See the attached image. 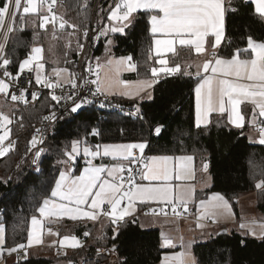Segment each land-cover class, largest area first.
Masks as SVG:
<instances>
[{"label": "trees", "instance_id": "obj_1", "mask_svg": "<svg viewBox=\"0 0 264 264\" xmlns=\"http://www.w3.org/2000/svg\"><path fill=\"white\" fill-rule=\"evenodd\" d=\"M112 1L100 0L98 16ZM2 3L3 0H0V6ZM227 7L237 10L226 13V38L218 52L222 57H231L236 49L246 48L249 36L264 41V20L255 13L253 4L244 0H230ZM61 9L65 20L79 26L76 29L78 43H82L83 30L88 29L92 22V7L88 0H62ZM15 28L5 51L12 61L8 68L13 75L17 74L19 63L30 53L36 32H46L39 28V19L35 23L29 19L23 25L17 19ZM68 28L71 27L66 26ZM109 38L105 36L102 39L96 55L103 51ZM112 41L111 55L131 56V62L137 64L136 70L125 74L124 78L135 79L150 74V69L154 67L151 59L153 36L146 14H138L127 35L114 34ZM77 51L78 47L68 51L71 60ZM196 61L197 55L192 50L179 47L170 56V62L181 65L182 71L189 74L159 75L150 99L128 100L139 105L140 112L136 117L118 114L103 116L92 108L62 114L48 129L44 153L36 172L29 170L31 131L55 105V101L48 94H43L29 103L17 102L10 112L12 122L9 125L10 138L15 139V145L0 157V225L5 228L4 247L10 250L27 242L31 219L38 215V207L44 198L50 196L62 170L59 161L65 159L64 152L70 151L72 142L81 139L94 148L103 143L146 141V156L192 155L197 166L204 162L208 164L212 178L211 186L197 193V200L211 192L221 193L238 214V196L256 190L255 184L264 179V144L252 143L246 128H236L229 123L225 114H213L209 124L199 128L196 126ZM9 100L6 97L3 102ZM157 126L162 128L159 135L154 132ZM93 129L99 134L93 135ZM257 193L258 208L264 217V191L258 190ZM63 223L71 225L70 231L79 236L96 228L92 224L70 220ZM114 232H118L115 239ZM103 233L106 243L96 239L95 243L115 245L121 258L120 264H158L165 251L160 230L143 228L136 218L126 219L116 227L107 224ZM193 251L199 264H264V239L244 234L235 228L223 227L206 241L196 242ZM85 255L87 253L81 251L80 256ZM11 257L6 264L54 263L51 258L33 254L25 260Z\"/></svg>", "mask_w": 264, "mask_h": 264}, {"label": "snow or ice", "instance_id": "obj_2", "mask_svg": "<svg viewBox=\"0 0 264 264\" xmlns=\"http://www.w3.org/2000/svg\"><path fill=\"white\" fill-rule=\"evenodd\" d=\"M245 3L254 5V11L259 17L264 20V0H244ZM57 0H3L0 6V29H6V33H11L16 30L15 25L17 19L23 25L32 19L35 23L39 19V28L47 29L49 24L52 25L53 34L57 31V23L59 29L64 30L66 26L76 30L78 25L70 24L63 16H57L54 11V5ZM229 0H115L113 4L108 5L107 20L110 23L105 25L100 30L99 35L107 36L109 32L127 35V30L132 28L137 20L138 14H146L150 24V32L154 37L155 52L158 56L165 52L176 53L177 44L182 48L194 49L195 53L205 56L202 68L204 73H211V76H201V72L197 71L196 75L201 76L202 83L196 89V126H201L202 116L207 120V115L212 112H218L223 115L228 113L229 123L236 128L245 126V117L241 112V104L250 102L254 107L252 111V122L255 123L257 117V109L259 117H264V42H255L251 36L247 39V47L236 49L230 59H225L217 55V49L222 43L224 34L225 14L228 11L235 12L237 9L226 7ZM86 6V5H85ZM22 10V11H21ZM103 11V9H101ZM8 21L6 25L5 21ZM23 30V29H20ZM83 37L86 40L88 37V29L83 30ZM159 37V38H156ZM96 38H99L97 36ZM214 38V39H213ZM7 40V35H4ZM112 42L109 41V44ZM84 44L78 43V54L83 52ZM5 44L0 43V69H3V77L0 78V94L10 96L13 102L29 103V95L32 101L38 99L36 92L28 93L27 88H17L19 94L11 91L17 87L20 76L25 71L35 72L34 80L37 85H42L48 88L62 86L59 77L68 71L67 69H52L56 76V80L42 79V70L44 64L39 61L42 59V48L33 47L28 57L19 63L18 71L15 76L7 69L12 63L5 54ZM211 57L209 59L208 57ZM132 57L121 58L117 62V66H123L125 62L128 64L129 70H135L136 65L131 63ZM109 65L113 61H107ZM158 63L161 67H152L150 69L153 77H159L160 74L176 75L189 74L182 71L179 64L169 67L167 59H159ZM34 64V67H33ZM86 71L91 72V67ZM70 77L74 78V73H69ZM7 78V79H5ZM8 79L14 80L15 84H9ZM87 82V81H86ZM158 82V80H157ZM28 85H32V80L27 81ZM68 83L73 88L77 85L69 79ZM96 85L93 95L100 94L101 84L99 78L90 81ZM111 84L105 87L111 88ZM202 89L204 90L202 95ZM124 93H122L123 95ZM75 92L69 93L67 100L72 101L70 108L71 113H78L85 104L91 103L88 98L77 99ZM63 96L51 95V100L56 104H60ZM55 107V105L53 106ZM55 112L49 116H45L44 120H54ZM0 121L11 123V117L0 111ZM162 128L157 126L154 129L156 135H159ZM37 133L41 129H36ZM93 135H98V131L93 129ZM7 136L0 135V156L7 154L11 149L12 144L8 147H3V141ZM37 143H43V140H38L35 136L31 141L33 147ZM260 144H264V128L260 129ZM83 144V147L81 145ZM147 147V142L127 143V144H104L97 145L93 149L89 147L86 141L74 140L71 145V150H65V159L59 161L65 165L66 170L61 171L59 178L55 182V186L50 192V196L44 198L41 206L37 211L40 216H67L72 220L87 219L97 220L102 212L108 216L113 224H118L123 221L126 216H134V205L137 201L144 203L147 201H158L161 204L171 206L173 213L180 215L177 212V207L182 209L183 213L188 212V204L193 199L194 189L185 187L182 183L184 177L185 166L179 165V170L173 165L169 166V162L173 160L191 161L193 158L188 157H171V156H154L147 158L143 157V152ZM134 150H139L137 155ZM43 149H38L35 153L33 163L37 162ZM81 153L87 158V166L83 168L79 175H72L75 171L74 164L76 158ZM110 158L115 163L111 165L93 163L96 159ZM124 162H127L125 164ZM72 165V167H69ZM140 165H143L141 168ZM208 164H203V171H208ZM127 173V175H125ZM142 181H148V184L138 182V178ZM259 191H264V179L255 184ZM126 206H124V202ZM107 205V208L103 206ZM204 209L202 216H198L197 220H202L208 215L218 217L227 213L234 216L231 212V205L225 197L219 193L214 194L208 202L199 201L198 211ZM163 212V208H161ZM167 216V213H164ZM135 223V219L132 221ZM213 223L217 220L213 219ZM33 231L29 232L28 244L31 246L34 242L41 243L39 236L34 237V231L41 227V221L33 216L31 219ZM197 227H203L202 223H197ZM240 228H245V224L241 223ZM4 229L0 227V246L5 243L3 236ZM49 234H53L51 228L48 229ZM249 232L255 235L253 229ZM88 232L84 233L87 237ZM118 232H114L115 239ZM264 239V233L261 234ZM69 243L73 248L82 247L83 245L75 236H65L60 242ZM180 245L183 251L173 255L171 258L166 257L162 264H169L171 259L172 264H197L195 257L191 256L187 250L188 246L180 238ZM162 247H176L173 239L164 236ZM25 250V244H19L15 248L10 249V252L17 250ZM112 251H115L113 245ZM100 252V249H97Z\"/></svg>", "mask_w": 264, "mask_h": 264}, {"label": "crops", "instance_id": "obj_3", "mask_svg": "<svg viewBox=\"0 0 264 264\" xmlns=\"http://www.w3.org/2000/svg\"><path fill=\"white\" fill-rule=\"evenodd\" d=\"M227 5L228 3H226L225 6L227 7ZM225 21H226V14H225ZM47 28L49 29L52 27L48 25ZM156 38H159V37H156ZM225 38H226V34H225V23H224V34L222 36V43L220 47L216 50L217 55L219 57H222L218 54V52L222 44L224 43ZM153 41H154V37H153ZM254 41L264 42V41H257V40H254ZM179 47L181 46L177 44L176 49H178ZM192 51L195 53L194 49H192ZM173 54L174 53L165 52L163 53V55L158 56L155 52V45L153 42L151 59L154 61V67H157V68L161 67V65L158 63V60L161 58L167 59L169 61L168 63L169 67L175 66L176 64L172 65L170 62V56ZM195 54L197 55V61L194 64L195 73H197V71H200L201 76H211L212 74L210 72L209 73L203 72L202 65L205 60V56L199 55L197 53ZM231 57H222V58L230 59ZM208 58L211 59L210 56ZM135 70H136V67H135ZM135 70H128V68H125L124 73L129 74V73L134 72ZM160 75H164V74H160ZM201 76L196 75L198 81L194 88L195 121L197 119L195 89L200 83H202ZM159 78L160 76L158 78L153 77L151 75V72L149 75L138 77L135 79H127V78H124V75H123L119 79L120 83H118L115 86H111V88L105 87L106 84H104L101 87L102 88L101 92H103L105 95L117 96V97H121L126 100H147L152 97L153 87ZM130 84H132L131 85L132 87H136V88L132 90L129 89ZM203 92L204 90L202 89V95H203ZM122 93L124 94L122 95ZM149 95H150V98H147L149 97ZM240 107H241V112L245 117L244 127L246 128L247 136L249 137L252 143H259L260 132L258 131V129L261 127L264 128V117H259L258 109H257L256 110L257 117L255 120V123H253L252 122V111H253L254 106L250 102H245V103H242ZM213 114H219V113L218 112L209 113L207 115V120H205L202 116L201 126L209 124L211 121V116ZM225 115L228 119L227 112L225 113ZM127 143L129 142H126L123 144H127ZM104 144H109V143H103L100 145L102 146ZM114 144H122V143H114ZM92 148L94 149V147ZM154 156H165V155H160V154L148 155L145 158V162H147V158L154 157ZM166 156H171L174 158L191 156L193 158L191 161H180L176 159V160L169 162V166L172 167L173 165H175L177 167V170H179V165L183 164L185 166V171H184L185 178L182 181H176V183H182L185 187H192L194 189L193 199L188 204V212L183 213L182 209L178 206L177 212L181 214L177 215L172 212L171 206L167 204H161L158 201H147L144 203L137 201L134 205V216H126L124 219L126 220L130 218H136L139 224L143 228H158L161 232L162 244H163L164 236H168L173 239V242L176 244V247L174 248L162 247L165 251L162 255L161 261L158 264H162V261H164L166 257L171 258L173 255L184 250L180 245L181 237L183 238V241L185 242V244L188 246L187 250L190 252L191 256L195 257L196 262H197V259L193 251L194 244L198 242L200 238H203V237L209 238L211 235L215 234L216 232L221 230L223 227H226L227 229L235 228L237 230H240L244 234H248L253 237L261 238V234L264 233V217L262 213L259 212L260 210L258 208V193H257L258 190L257 189L254 191L242 193L238 196L237 198V203H238V208H239L238 214L235 212L228 198L224 196L223 194L219 193L223 195L225 199L229 201L231 205V212L234 213V216L228 215L227 213H225L224 215H220L218 217H212L211 215H208L202 220L198 221L197 217L202 216L204 213V209H200V211L197 210L199 207V201L203 200V201L208 202L214 194L218 193V192H211L203 198H200L198 200L196 198L197 193L199 191H204L211 186L212 178L209 173V167H208V171L205 173L203 171V164L206 162L197 166L196 160L194 156L192 155H166ZM76 163H77V166L78 165L79 166L78 168H75V171L72 173V175L80 174L83 168L87 166V158L82 156L81 158L78 159L77 162H75V164ZM93 163L96 165H100V164L111 165L115 163V161H112L110 158L105 157L103 159H96L93 161ZM138 182H142L144 184L149 183L148 181H142V180ZM126 203L127 202L125 201L124 206H126ZM103 207L107 208L108 206L104 205ZM161 208H163V212H161ZM165 212L167 213V216L164 215ZM102 216H103V213L101 212L97 220H87V219L72 220L67 216H59V215L40 216V214L38 213L36 217L41 221V227L34 231V237L39 236L42 242L36 243L34 239L33 244L29 247L27 246L28 244V240H27V242L25 243L26 252L29 255L33 254V255L40 256V257H47L51 259H54L53 257H56V256L57 258H61V256L63 255L62 252H65L67 253L65 257L67 259L69 258L71 260V263L73 264L74 259L78 255L80 256L81 247L73 248L67 242L64 243L63 245L60 242L63 240L65 236H68V237L75 236L79 239V241L83 245V243L91 239L93 235H91L92 231H90L88 232L89 235L87 237H85L84 234H82V236H79L75 234L74 232L70 231L71 225L63 223V222L65 220H70L72 222L75 221V222H83L85 224L86 223L92 224L96 226V228H94V231L96 233L98 230L101 229L102 226L106 224H111L114 227L118 225V224H113L111 219L108 216H104V217ZM213 219H216L217 222L213 223L212 222ZM121 222L122 221H120L119 223ZM197 223H202L203 227H197ZM241 223L245 224V228L243 229L240 228ZM0 227H3L4 229L3 236L5 240L4 225H0ZM49 228H51L53 234H49L48 232ZM249 229H253L255 231V235L251 234L249 232ZM31 231H33V225L30 223V232ZM4 246H5V243L3 246H0V249L2 248V252L0 256V264L7 263V259L6 260L3 259V253L5 251H9V249H6ZM169 264H172L171 259H169ZM197 264L199 263L197 262Z\"/></svg>", "mask_w": 264, "mask_h": 264}, {"label": "built area", "instance_id": "obj_4", "mask_svg": "<svg viewBox=\"0 0 264 264\" xmlns=\"http://www.w3.org/2000/svg\"><path fill=\"white\" fill-rule=\"evenodd\" d=\"M61 1L57 0L56 5H54V11L56 15L63 16L62 9H61ZM51 0H49V3ZM90 6L92 7V22L88 28V37L85 40L83 37V33L81 35L82 43L85 45L83 52L77 54L71 60L68 58V61L72 63L75 66L74 71L72 73L75 74V77L72 78L69 75V79H72V83H75L77 85L76 88H73L70 83L68 82H61L62 86L60 87H54V88H48L44 87L42 85H37L34 80L35 72L29 73L25 71L23 75L20 76L19 83L17 87H14L11 89V91H15L17 95L19 92L17 91V88H27L28 93L36 92L38 95V99L43 94H48L49 97H51L52 94H55L57 96H63L65 99L61 100L60 104H56L55 107H52L50 111L45 115L49 116L52 112H55L56 118L54 120H44V117L42 121L31 131V137H30V149H31V159L29 164V170L31 172H36L39 169V162L40 159L44 153V142L46 141L48 137V129L49 127L60 117L62 114L66 112H70V108L72 106V101L67 100V96L69 93L75 92L77 94L76 98L84 99L85 97L88 98L91 103H87L83 106L81 110L86 109H95L96 111H99L103 116H107L110 114H118L123 115L127 117H136L139 112L140 108L138 104H133L132 102L125 100L121 97L117 96H110L105 95L103 92L100 94L93 95V92L96 89L95 84H91L90 81L97 80L102 75V70L95 65L94 59L97 56L96 52L99 48L100 42L105 37L104 35H99V32L101 29L104 28L105 25H107V16H108V7L103 11V13L98 16L97 10L100 5V0H88ZM115 0H113L110 4H113ZM235 8V7H231ZM236 9V8H235ZM6 25L8 24L7 18L5 21ZM52 27V25L50 24ZM62 30L59 29V24L57 23V32L61 33ZM7 35V40L4 39V35ZM11 33H6V29H0V43L5 44V49L8 45V41L10 38ZM99 36V38H96ZM137 66L136 63H133ZM34 67V66H33ZM88 67H91L92 71H86ZM9 71V68L7 69ZM3 69H0V78L3 77ZM15 76V75H13ZM47 78L48 80H56V76L53 75L50 71L44 70V73L42 75V79ZM7 79V78H5ZM31 79L32 85L29 86L27 81ZM69 81V80H68ZM87 81V82H86ZM9 84H15L16 82L12 79H8ZM3 95V94H2ZM8 99H10V96H7ZM37 100V99H36ZM29 101L31 100V97L29 95ZM1 121H0V128H1ZM263 128V127H261ZM258 131L260 132V129ZM36 129H41L40 133L36 132ZM36 137L38 140H43V143H37L35 147L32 146L31 141L33 140V137ZM11 142L12 147L15 145V139L9 138L8 140L3 142V147H8L9 143ZM38 149H43V152L41 153L40 157L37 159V162L34 164L33 159L35 158V153ZM10 151V150H9ZM8 151V152H9ZM7 152V153H8ZM134 152L139 155V150H134ZM1 157V156H0ZM143 157L146 158V153L143 152ZM127 164V162H124ZM142 168L143 165H140ZM74 168H77V163L74 164ZM127 175V173H125ZM138 181H140L139 177L137 178ZM103 215L102 217H104ZM120 223H118L117 226H119ZM112 246H108L105 244H92L89 241H85L83 246L80 249V252H85L87 255L81 257L77 256L74 259L73 264H120L121 258L117 251H112ZM97 249H100V252H97ZM14 256L19 259L25 260L29 258V254L25 250H17L14 252L5 251L3 253V259H8L9 257Z\"/></svg>", "mask_w": 264, "mask_h": 264}, {"label": "rangeland", "instance_id": "obj_5", "mask_svg": "<svg viewBox=\"0 0 264 264\" xmlns=\"http://www.w3.org/2000/svg\"><path fill=\"white\" fill-rule=\"evenodd\" d=\"M110 23H113V22L108 21L107 25ZM70 24H72V23H70ZM45 31H46L45 33L36 32L35 43L33 45V47H41L42 48V54H41L42 59L39 61L40 63H43L45 66L44 69L42 70V73H44L45 68H46V70L50 71L53 75H55L52 72V69H54V68H56V69H67L68 71L63 72L60 75L59 80L61 82H68L69 73H72L74 71V68H75V66L71 62L68 61V58H69L68 51L70 49H74L75 47H77L78 36H79L78 32L72 28L66 29V27L64 30L61 31V33L56 31L55 35L53 34L52 28L46 29ZM114 34H117V33H111V32L108 33L107 36H110V38L106 41L103 51L100 54H98L94 59L95 65L98 66L102 70V75L99 77V82L101 84V87L104 84H106V85L111 84L112 86H115L118 83H120L119 82L120 77L125 75V73H124L125 68H128L127 62H125L123 66H119V67L117 66V62H119L121 60V58H126V56L116 57L114 55H111L112 46H113L112 37ZM109 41H111L112 43L109 44ZM109 60L113 61V63L111 65H109L107 63V61H109ZM33 66H34V64H33ZM128 70H129V68H128ZM148 81H150V80H148ZM131 85L132 84H130L129 89L132 90V89L136 88V87H132ZM135 91H137V90H135ZM150 95L147 98H150ZM5 98H6V96L1 94V96H0V111H2L3 113L10 116V112H11L12 108L16 105L17 102H13V101H11V99L10 100L8 99L9 101H7V103H4L3 99H5ZM11 120H12V118H11ZM1 123L2 124H1V128H0V135H4L5 132H7V136L4 140V141H6L10 138V131H9V128H10L9 125L10 124L3 122V121H1ZM82 141H85V140H82ZM109 144H114V143H109ZM81 147H83V144L81 145ZM145 150H146V148H145ZM145 150H144V152H145ZM82 156L85 157L81 153V155L76 158L75 162H77L78 159L81 158ZM69 167H72V165H69ZM65 170H66V167H65V165L62 164V170L61 171H65ZM106 226H107V224L102 226L101 229L97 231V233L93 229L91 232V235H93V237H92L93 239L91 238L88 241L92 244H96L94 241L96 239L97 241H102L103 243H106L105 235L103 233V230ZM206 239L207 238H205V237L200 238L198 240V242L206 241ZM1 252H2V248L0 249V256H1ZM62 254L63 255L61 256V258H57V256L53 257L54 258L53 264H72L71 260L69 258L67 259L65 257V255L67 253L62 252Z\"/></svg>", "mask_w": 264, "mask_h": 264}, {"label": "bare ground", "instance_id": "obj_6", "mask_svg": "<svg viewBox=\"0 0 264 264\" xmlns=\"http://www.w3.org/2000/svg\"><path fill=\"white\" fill-rule=\"evenodd\" d=\"M109 246V245H108Z\"/></svg>", "mask_w": 264, "mask_h": 264}]
</instances>
